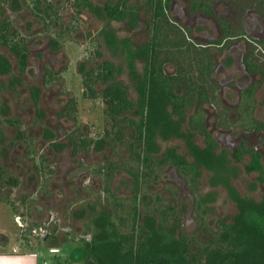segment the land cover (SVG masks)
I'll use <instances>...</instances> for the list:
<instances>
[{
  "label": "rangeland",
  "instance_id": "rangeland-1",
  "mask_svg": "<svg viewBox=\"0 0 264 264\" xmlns=\"http://www.w3.org/2000/svg\"><path fill=\"white\" fill-rule=\"evenodd\" d=\"M7 1L0 9V15H9L14 26L25 35L29 56L26 70L20 75L14 57L0 44V55L10 65L8 72H0V85L7 84L13 75L18 76L13 87L0 86V165L4 170L3 178H18L16 186L0 185V237L2 232L8 234V239L16 243L19 251H37L39 264H84L82 243L91 238L92 219L103 208L111 210L114 204L110 193L115 198H128L133 194L134 185L127 172L115 169L108 179L109 192L104 190L107 180L103 165L107 160L120 158L109 147L73 151L67 135L71 130H78L73 133L75 137L96 139L110 128L102 99L83 94L80 67L87 69L103 59L111 61L114 79L123 83L128 97L135 103L136 107L130 114L135 116L141 91H147L143 84L144 60L135 55V49L126 42V38L143 24L130 13L123 20H109L101 12L104 0H50L59 9L61 24L47 26L33 12L31 0ZM143 1L146 0H129V7ZM44 5L45 1H41L40 6ZM184 6L185 0H172L170 17L187 28L188 35L194 40H211L201 34L202 24L214 38V20L191 17ZM222 9V4L216 6V10ZM49 31L53 34L63 32L58 51L48 49ZM101 31L110 32L109 41H106L105 33H98ZM212 51L216 65L213 77L215 81L221 80L225 70L218 55ZM45 67L56 75L47 84L44 83ZM172 69L171 65L165 66L166 72ZM233 72L236 73L234 68ZM182 91L180 87L175 89L178 95ZM70 98L76 102L75 123L58 115ZM235 99L234 94L226 97V106L232 107ZM256 99L253 115L264 123V84L257 89ZM195 105L194 94H188L185 116L179 127L182 137L157 135L151 153L160 158L163 151L171 150L183 160H195L192 151L196 147H205L202 133H189L187 130V119ZM222 107V103L202 106L207 129L217 142L216 149L210 151L213 153L212 162L208 165L201 163L198 167L197 192L206 205L202 210L208 226H214L217 220L232 221L237 213L238 199L264 200V184L256 182L257 173L244 170L249 156L245 155L240 162L231 157L237 139L245 137L248 145H255L261 152L264 166V136L243 134L237 125L232 124L227 130H219L215 124ZM166 108L169 109L168 106ZM5 118L19 121L21 138H16V128ZM234 119L235 113L231 111L229 120ZM122 152V157L126 158L124 150ZM101 166L104 169L99 172ZM148 191L159 193L170 204L176 203L182 215L183 228L194 230L193 193L173 165L164 166L160 181L151 183ZM34 224H41V229L36 230ZM198 233L202 237L206 235L202 230ZM55 245H59L58 251L53 250ZM2 247L5 246L0 245V249Z\"/></svg>",
  "mask_w": 264,
  "mask_h": 264
},
{
  "label": "trees",
  "instance_id": "trees-1",
  "mask_svg": "<svg viewBox=\"0 0 264 264\" xmlns=\"http://www.w3.org/2000/svg\"><path fill=\"white\" fill-rule=\"evenodd\" d=\"M31 1L33 12L45 25L61 24L59 9L50 0ZM41 1H45L43 7L40 6ZM170 1L146 0L131 8L129 0H104L101 6L102 14L109 20H123L130 13L143 24L126 38V42L135 49V55L144 60L143 84L147 91H141L135 116L130 115L136 107L135 103L128 97L123 83L114 79L111 61L103 59L87 69L80 67L83 94L102 99L110 128L96 139L75 137L73 133L78 130H71L67 135L73 151L109 147L120 158L107 160L103 165L107 180L104 190L109 192L108 179L115 169L127 172L134 185L133 194L128 198H115L110 193L114 204L111 210L103 208L92 219L91 238L82 243L84 264H264V200L238 199L237 213L230 222L217 220L214 226H208L204 220L202 208L206 205L197 192L198 167L201 163L208 165L212 162L213 153L210 151L216 149L217 142L207 129L202 106L206 103L220 104L217 85L211 78L213 62L209 44L212 42L205 46L193 42L187 29L170 17ZM187 1L189 12L212 14L214 0ZM229 1L235 4L239 2ZM7 2L0 0V9ZM237 5L242 10L255 7L264 17V3L261 0H242L241 5ZM218 23L223 36L231 33L233 27L230 22L219 20ZM62 35L60 31L48 33L50 51L60 49ZM104 37L109 41L110 32H106ZM259 43L262 49L260 56L254 57L250 53L245 64L248 70L260 73L264 79V40ZM0 44L14 57L18 72L23 75L29 56L27 38L14 26L9 15H0ZM166 65L172 66L171 72L165 71ZM9 67L7 59L0 55V72H8ZM44 73L45 84L55 79L56 75L50 68L45 67ZM16 82L18 76L13 75L7 84L0 86L11 88ZM177 87L183 90L180 95L175 92ZM190 93L195 96L196 108L187 119V130L189 133H202L205 147H196L192 151L194 161L183 160L171 150L163 151L158 158L150 151L157 135L163 138L171 135L182 137L180 121L185 116L186 97ZM251 95L252 88L242 94L243 101L238 108L236 121L244 130H264V125L257 123L251 115ZM245 104L247 109L242 107ZM75 105L74 98L68 99L58 115L70 118L75 123ZM217 114L218 125L229 127L231 123L228 118L220 112ZM4 120L16 128V138L23 136L17 119ZM122 146L124 148H120ZM122 150L126 158L122 157ZM244 155L249 156L244 170L256 172V182L264 184L261 154L240 141L231 150V157L240 162ZM165 165H173L193 193L196 226L192 231L183 228L182 215L176 203L170 204L159 193L148 191L151 183L160 181ZM103 166L98 168L99 172L104 169ZM3 174L0 165L1 186L18 184V178H3ZM201 230L206 233L203 237L198 233Z\"/></svg>",
  "mask_w": 264,
  "mask_h": 264
},
{
  "label": "flooded vegetation",
  "instance_id": "flooded-vegetation-1",
  "mask_svg": "<svg viewBox=\"0 0 264 264\" xmlns=\"http://www.w3.org/2000/svg\"><path fill=\"white\" fill-rule=\"evenodd\" d=\"M241 5L242 0H238ZM264 3V0H261ZM172 0L170 1L171 4ZM237 3L235 4L232 1L229 0H214L212 3V14H203L200 11H195L193 13L189 12L188 10V1L185 0V9L189 16L191 17H202V18H211L214 20V23L216 25L215 28V34L213 37L209 34V31H205V26L202 24L201 27H203V32L201 30L204 36H209L211 40L206 42H201V40L195 38V40L189 36V38L193 42H198L200 45L205 46L208 44V42H212L209 44V49L212 54V62H213V70L211 72V78L216 83L217 89H218V96L219 101L222 103V109L219 111L222 113V116H226L229 120V114L230 112L235 113V119L232 121L229 120V122L232 125H237L243 134H257L264 136V130L263 129H250V130H244L240 124L236 121L237 117L239 116L238 108L241 106L242 103V94L252 88V101H253V107L251 109V115L254 118V120L264 125V123L258 121L255 119L253 112L256 106V93L257 89L264 84V79L262 78L261 74L258 72H253L251 70L247 69V66L245 64V60L248 57L250 53L254 57L260 56V51L262 52L260 41L264 40V17L263 13L258 11L255 7H249L245 10H242L240 7L238 8ZM219 4H222L223 9L222 11L216 10V6ZM170 9V5H169ZM219 20H224L226 22H230L232 25L231 33L226 34L223 36V31L219 27ZM199 27L198 29H200ZM187 29V28H186ZM188 30V29H187ZM211 35V36H210ZM214 42V43H213ZM218 55V59H220L222 66L224 68V76L221 80H216L213 77V73L215 72L216 65L214 64V54ZM254 62H260V60L253 59ZM226 68H230L231 70L228 71ZM233 68L236 70V73L233 72ZM232 71V72H231ZM248 93V92H247ZM230 94H234L236 97L235 103L232 107L226 106L224 99L226 97H229ZM243 109H247V105L242 106ZM218 118L217 123L215 124L216 127L219 130H227L229 127H221L218 125ZM207 124V123H206ZM240 141H243L246 145V139L245 137H239L237 139V143L235 146L239 144ZM252 146L257 152H259L256 149L255 145H249ZM233 147V148H234ZM261 154V152H259ZM245 156V155H244ZM262 158V154H261ZM260 158V160H261ZM262 163V162H261ZM263 165V164H262ZM264 167V166H263ZM35 229H41V224H34ZM46 234L44 235V237ZM44 239V238H43ZM47 239V238H45ZM44 239V240H45Z\"/></svg>",
  "mask_w": 264,
  "mask_h": 264
},
{
  "label": "crops",
  "instance_id": "crops-1",
  "mask_svg": "<svg viewBox=\"0 0 264 264\" xmlns=\"http://www.w3.org/2000/svg\"><path fill=\"white\" fill-rule=\"evenodd\" d=\"M8 234L2 232L0 245L5 246L0 249V264H39L40 255L33 250H17L15 242H10ZM4 238V239H3ZM61 244V243H60ZM59 245H55L54 251H58Z\"/></svg>",
  "mask_w": 264,
  "mask_h": 264
}]
</instances>
